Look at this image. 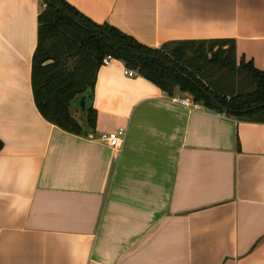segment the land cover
<instances>
[{
	"label": "crops",
	"instance_id": "1",
	"mask_svg": "<svg viewBox=\"0 0 264 264\" xmlns=\"http://www.w3.org/2000/svg\"><path fill=\"white\" fill-rule=\"evenodd\" d=\"M65 1L151 48L232 40L264 70V0ZM40 11L0 0V264H264V123L186 109L112 60L91 134L125 129L121 150L65 132L33 100Z\"/></svg>",
	"mask_w": 264,
	"mask_h": 264
},
{
	"label": "trees",
	"instance_id": "2",
	"mask_svg": "<svg viewBox=\"0 0 264 264\" xmlns=\"http://www.w3.org/2000/svg\"><path fill=\"white\" fill-rule=\"evenodd\" d=\"M40 5L31 61L33 100L42 118L63 131L93 132L91 103L82 111V124L73 116L72 103L86 94L91 97L107 56L169 96L179 91L206 110L264 123V70L243 57L238 60L232 40L181 41L151 48L112 26L93 23L65 0H40Z\"/></svg>",
	"mask_w": 264,
	"mask_h": 264
},
{
	"label": "built area",
	"instance_id": "3",
	"mask_svg": "<svg viewBox=\"0 0 264 264\" xmlns=\"http://www.w3.org/2000/svg\"><path fill=\"white\" fill-rule=\"evenodd\" d=\"M43 7H45V5H43ZM112 60L113 59L109 56L105 57L102 60L101 67H107ZM124 75H126L128 77H134L136 75V73L131 71V70H125ZM174 102H177L182 107L189 109V110H192V111L204 110V108L200 104L195 103L193 101V99L191 98V96H189L187 94H185V96L183 98L174 99ZM125 133H126L125 129L121 128V129H118L114 132L101 133L95 137L93 134H91V135H89V137L97 140L98 142L103 143L104 145H106L107 147L112 149L114 152H119L122 148L123 143H124Z\"/></svg>",
	"mask_w": 264,
	"mask_h": 264
},
{
	"label": "water",
	"instance_id": "4",
	"mask_svg": "<svg viewBox=\"0 0 264 264\" xmlns=\"http://www.w3.org/2000/svg\"><path fill=\"white\" fill-rule=\"evenodd\" d=\"M91 103V97L89 95H83L72 103V108H80L81 112L84 108Z\"/></svg>",
	"mask_w": 264,
	"mask_h": 264
},
{
	"label": "rangeland",
	"instance_id": "5",
	"mask_svg": "<svg viewBox=\"0 0 264 264\" xmlns=\"http://www.w3.org/2000/svg\"><path fill=\"white\" fill-rule=\"evenodd\" d=\"M73 116L78 121L79 119V108L76 107L75 110H73Z\"/></svg>",
	"mask_w": 264,
	"mask_h": 264
}]
</instances>
